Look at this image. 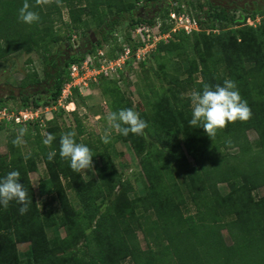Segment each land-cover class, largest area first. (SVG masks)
I'll return each instance as SVG.
<instances>
[{
  "label": "trees",
  "instance_id": "16d2710c",
  "mask_svg": "<svg viewBox=\"0 0 264 264\" xmlns=\"http://www.w3.org/2000/svg\"><path fill=\"white\" fill-rule=\"evenodd\" d=\"M161 1L135 0L124 4L122 0H27L30 10L40 16L38 23L27 25L18 19L25 0H0V61L21 52H37L42 58L43 78L31 71L19 88L22 91L44 81L50 86L46 100L35 101V107L56 104L70 81L71 64L110 43L113 48L108 57L118 49L114 37L117 21L106 25L101 9L114 8L119 17L130 15L141 2L149 5ZM59 5L67 10L68 22H63ZM190 8L195 10L193 4ZM197 8L195 17L201 31L173 34L168 43L158 45L151 58L158 59L163 51L181 48L188 63L187 88L202 91L205 85L214 87L223 85L226 79L232 80L247 101L251 118L229 123L209 138L203 128L189 124L190 97L181 103L177 101L183 99L179 92L167 90L153 107L152 121L139 112L148 123L145 135H116V141L132 146L148 184L147 194L133 201L127 199L133 189L131 183L123 181L122 173L116 170L114 157H110L112 151L99 154L93 149V162L100 158L102 165L96 167V180L86 182L81 172H74L69 161L60 157L62 136H57L58 128L48 132L55 137L50 146L37 142L39 155L25 158L16 140H11L7 154L0 156V177L19 171V182L27 189L32 203L24 215L19 213L21 205L15 201L7 208L0 207V264H264V195L258 200L253 197L255 191H264V20L258 27L242 24L237 30H225V25L232 24L227 11L217 10L208 2H199ZM168 13L164 7L156 18L163 22ZM86 14L95 21V28L108 27L107 34L85 54L73 55L61 69L57 68L51 48L61 37L55 26L60 23L69 33H80L88 27L82 20ZM260 15L264 17V12ZM154 21L155 18L131 17L129 28L142 23L152 26ZM217 25L220 32L212 33ZM168 30L165 25L161 28L162 33ZM175 38L179 39V46L172 42ZM66 40L70 43L71 35ZM147 63L140 65L141 70ZM193 74H198L199 81L192 79ZM121 79L124 80L122 76ZM96 87L103 88L109 97L111 112L131 108L120 93L118 81L100 77ZM73 96L79 97L76 90ZM22 100L27 108L28 98L24 96ZM10 125L1 122L0 131L10 132ZM13 127L20 134L27 127L39 131L38 123ZM250 131L257 135L254 143L248 139ZM77 135L82 136L80 129ZM233 150L237 152L230 154ZM52 151L56 156L49 160ZM38 159L46 168V177L38 184V195L51 197L58 205L55 210L42 211L37 204L29 174L37 171ZM177 176L182 178L181 186L175 182ZM220 185L227 186V194H221ZM67 190L75 194L78 207L69 201ZM110 198L109 206L105 205ZM137 209L143 212L136 224L145 234L147 254L142 252L132 228ZM148 213L152 216L147 217ZM49 230L57 233L52 239L47 235ZM59 230L64 231V238H60ZM223 232L231 244L225 242ZM21 245L28 246L23 259L18 250Z\"/></svg>",
  "mask_w": 264,
  "mask_h": 264
},
{
  "label": "rangeland",
  "instance_id": "374dc122",
  "mask_svg": "<svg viewBox=\"0 0 264 264\" xmlns=\"http://www.w3.org/2000/svg\"><path fill=\"white\" fill-rule=\"evenodd\" d=\"M124 4L135 2V0H122ZM208 2L213 8L217 10H224L228 12L229 18L232 19V24L225 25V30H237L240 25L245 24L251 27H258L261 25L262 19L260 12H264V0H163L158 4L143 5V2L137 4L130 15L122 14L119 17L115 16L116 10L104 7L101 9L102 13H105L106 25L111 23L113 20L117 21V27L114 29V35L124 37V34L129 29L130 19L142 18L151 19L155 18V22L158 21L159 12L161 9L168 8L169 12L177 7L180 10H187L192 15H196L199 12L197 8L198 3ZM114 4V3H113ZM190 4L195 6V10L190 8ZM61 6V5H59ZM207 8V6H206ZM63 22H68L67 10L64 6H61ZM252 16H255L252 19ZM88 24V27L80 33H69L62 24L58 23L55 26V30L59 32L61 40L51 48L52 58L56 63L57 68H62L69 57L73 55L85 54L92 45L100 40L101 36H104L108 32V27L102 26L101 29L95 28V21L87 14L82 19ZM221 30L220 26L217 25L212 33H219ZM209 34V31L205 32ZM71 35V42L66 40V36ZM173 39V35L171 36ZM169 40V41H170ZM168 41V42H169ZM167 42V43H168ZM174 45L179 46V39L175 38L173 41ZM108 44V43H107ZM166 44V43H163ZM111 45V43L109 44ZM191 54V53H189ZM154 55V54H153ZM152 57V56H151ZM188 63L185 58L183 51L179 49L163 51L160 58L152 59L148 61L147 65L141 70V68L130 69L124 71L119 84V90L122 94L124 101L131 106L132 109L139 112H144L147 117L152 121L154 114V105L161 102V97L168 90H174L181 94L182 100H177L181 103H186V99L190 97L191 89L187 88L186 82L189 80ZM141 70L140 74L139 71ZM31 71L37 73L39 79L43 78L42 71V58L37 52L25 54L23 52L11 55L6 60L0 61V105L1 110H7L14 112L18 115V112L25 108L22 97H27V108L36 109L38 115V121H33L28 124L38 123L39 131L33 127H25L24 134H20L19 130L13 127L14 123H10L9 127L13 128L10 132L7 130L0 131V156L6 155L8 152V144L11 140H16L19 150L22 156L29 157L34 154H40L37 146V142H42L49 134V130L58 128L57 136H63L69 131L76 133V141L87 145L91 151L96 150V153L107 154L112 151L113 155H110L114 159L116 170L122 173V180L129 181L132 186V192L127 195L129 201L136 200L140 197H144L147 194V181L142 172L140 165V159L133 151L131 145L116 141V135L113 134L111 141L107 144L101 140L105 129L107 128L106 115L111 112L110 110V99L104 93V89L96 87L97 84L92 86L91 90L83 94V97H74V112L66 111L58 106V104L49 103L47 106L35 107V101L46 100L47 92L49 91V85L43 81L41 84L33 87H29L25 90H20V82L29 74ZM199 81L198 74H193V78ZM177 80V83H176ZM98 83V82H97ZM71 109V108H70ZM189 110L192 114L191 102ZM9 118V116L0 115V123L3 119ZM6 122V121H5ZM8 122V121H7ZM50 122V123H49ZM24 126V125H23ZM81 130L82 136H78V130ZM13 131L15 137L11 133ZM248 139L251 143L257 141V135L250 131L247 133ZM147 140L148 137H146ZM40 140V141H39ZM253 146V145H252ZM237 150H233L230 154L236 153ZM190 166L193 162L188 158ZM37 171L29 174V179L33 186L37 204L40 210H48L58 208L57 203L51 200V197H40L38 195V184L41 180L46 177V168L41 160H37ZM100 158H96L93 162V170L81 171L83 179L88 182L92 179L97 178L96 167L101 166ZM175 182L181 186L182 178L176 177ZM219 190L221 194L225 195L228 193V188L225 185H220ZM183 188H181V192ZM117 193V192H116ZM67 197L73 206L78 207V200L72 191L67 190ZM116 195V194H115ZM186 197V192L183 193ZM264 195L263 190H257L253 193L255 200L260 199ZM111 199L105 201V205L109 206ZM105 206H101L103 210ZM189 210L191 213L194 209L190 206ZM127 215L131 214V211L125 210ZM133 215L135 216L134 225L132 228L135 230V235L140 248L143 253L147 254V246L145 241V234L138 227L137 219H139L143 212L141 209L134 210ZM145 216V214H144ZM152 214L147 215V217ZM137 218V219H136ZM48 237L52 239L57 235L53 230L47 232ZM60 238L65 237L63 230L58 232ZM223 238L229 245L231 241L227 234L223 232ZM27 245H21L18 247L19 256L21 259L24 258V252L27 250Z\"/></svg>",
  "mask_w": 264,
  "mask_h": 264
},
{
  "label": "clouds",
  "instance_id": "9594fccd",
  "mask_svg": "<svg viewBox=\"0 0 264 264\" xmlns=\"http://www.w3.org/2000/svg\"><path fill=\"white\" fill-rule=\"evenodd\" d=\"M47 3L48 0H43ZM18 19L27 25L38 23L40 16L30 10V5L25 0L23 7L19 9ZM192 107V118L189 121L191 126L203 128L209 138L216 135L217 130L223 129L229 123L236 121H247L251 118L252 112L243 100L236 83L232 80H224L223 85H205L202 91H192L190 93ZM107 128L101 137L103 143L111 141L113 134L127 137L129 134L145 135L148 123L140 117V114L132 108L121 109L109 112L106 117ZM24 130H21L23 134ZM76 133L69 131L60 138L59 155L69 161L70 168L76 172L93 170V157L91 149L78 143L75 139ZM53 134H47L43 140L44 145L50 146L54 141ZM56 152L48 154V159L52 160ZM27 158V157H26ZM19 171L13 170L5 176L0 177V207L7 208L10 202H17L20 206L19 213L24 215L28 212L29 199L28 191L20 181Z\"/></svg>",
  "mask_w": 264,
  "mask_h": 264
},
{
  "label": "built area",
  "instance_id": "2783aa9c",
  "mask_svg": "<svg viewBox=\"0 0 264 264\" xmlns=\"http://www.w3.org/2000/svg\"><path fill=\"white\" fill-rule=\"evenodd\" d=\"M169 27L167 32L162 33L161 28ZM201 31L198 19L179 7L172 9L165 21L158 19L154 25L137 24L129 28L124 37L114 35L118 49L112 57H108L112 45H106L104 49H98L95 54L87 55L84 60L73 63L68 68L70 81L64 86L57 104L66 111L74 112L73 90H76L81 97L97 84L100 77L108 80H116L121 84V76L124 71L137 69L141 64L150 60L156 52L160 43H167L173 34L184 33L191 35ZM84 92V93H83ZM71 108V109H70ZM9 116L3 121L16 125H26L38 121L36 109L25 108L18 112L0 110V115Z\"/></svg>",
  "mask_w": 264,
  "mask_h": 264
}]
</instances>
